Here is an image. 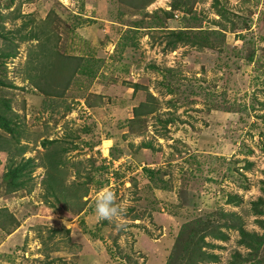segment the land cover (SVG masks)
I'll list each match as a JSON object with an SVG mask.
<instances>
[{
    "label": "rangeland",
    "instance_id": "obj_1",
    "mask_svg": "<svg viewBox=\"0 0 264 264\" xmlns=\"http://www.w3.org/2000/svg\"><path fill=\"white\" fill-rule=\"evenodd\" d=\"M149 2L0 0V114L20 130L0 127V264H166L184 223L223 225V212L263 233L251 206L264 196V0ZM178 28L194 44L168 47ZM58 148L61 179L79 186L68 208L46 196ZM28 158L26 186L8 190L7 166ZM106 191L123 210L112 220L95 212ZM223 229L207 237L214 264L248 251Z\"/></svg>",
    "mask_w": 264,
    "mask_h": 264
},
{
    "label": "trees",
    "instance_id": "obj_2",
    "mask_svg": "<svg viewBox=\"0 0 264 264\" xmlns=\"http://www.w3.org/2000/svg\"><path fill=\"white\" fill-rule=\"evenodd\" d=\"M145 1L152 2L154 0ZM190 1H192L194 5V3L198 0H171V10H177L180 8L186 9L187 4ZM218 11L220 15H223L222 9H218ZM164 13H166L168 16H173V12L170 10H164ZM139 26L140 25H137L136 27ZM192 30L193 29L184 28L169 29L167 37L169 39H167V46L175 48L178 43H188L189 41H192V36L199 34L197 31L196 33H193ZM200 32L203 31L200 30ZM3 35L4 34L0 32V36ZM242 38L245 39V36L242 35ZM191 43L194 44V41ZM8 55H12V53L4 54V56ZM247 58L249 60H253L254 52L248 54ZM84 69H86L87 72L92 71L90 68ZM0 83L4 84V82L1 80ZM146 104L147 103L143 102L139 106L134 107V113L137 115L144 114L140 112L141 110L139 108L145 106ZM0 127L8 131L10 134L20 133L18 126L12 125L11 120L1 114ZM52 142L55 141L44 139L42 144L44 147H47L49 143ZM142 145L144 147H153L152 142L150 141H145L142 143ZM24 150L25 147L21 145L17 152L22 153ZM64 152H66V149L58 148L56 150H48V152L45 153L47 174L44 183L47 188L46 196H54L57 200H59V202H61V205L64 208H68L67 206L63 205V202L68 201V196H75L78 198L79 186H74V183L65 185L60 177L63 174V164L65 163L62 156ZM34 167L35 163L33 158H28L27 160L19 162L11 161V163L7 166V170L4 175L8 181V190L15 191L25 187L27 184V179L31 177ZM262 190L264 192V184L262 186ZM227 201L229 203L239 204L242 201V197L237 194H229ZM251 208L255 215L260 216L255 220L262 227L263 233L246 229L243 223L240 222L241 219L237 213L223 212L222 214L227 217V220L225 223H223V225H218L217 222L215 223L211 216H199L182 225L181 230L177 235L173 252L169 256L170 260L167 261L166 264H214V261L219 258V255L209 251L208 247L213 248L217 245L213 242L207 241V237L211 236L215 239L227 240L229 235L227 231L223 229L224 227L236 228L240 234L238 244L248 249L246 255L241 251L235 250L230 261L231 264H264V258L260 256L261 249L264 245V196H259L257 199L252 200ZM229 215L235 216L236 218L234 217L235 219L230 221Z\"/></svg>",
    "mask_w": 264,
    "mask_h": 264
},
{
    "label": "clouds",
    "instance_id": "obj_3",
    "mask_svg": "<svg viewBox=\"0 0 264 264\" xmlns=\"http://www.w3.org/2000/svg\"><path fill=\"white\" fill-rule=\"evenodd\" d=\"M95 212L101 220H112L119 215H123V210L115 204L114 195L111 191L104 192L96 200Z\"/></svg>",
    "mask_w": 264,
    "mask_h": 264
}]
</instances>
